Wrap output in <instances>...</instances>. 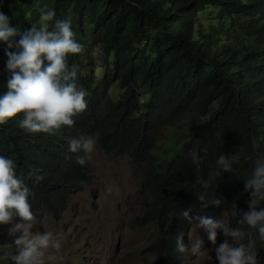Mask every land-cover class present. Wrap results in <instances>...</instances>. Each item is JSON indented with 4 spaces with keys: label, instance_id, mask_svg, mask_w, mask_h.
<instances>
[{
    "label": "trees",
    "instance_id": "1",
    "mask_svg": "<svg viewBox=\"0 0 264 264\" xmlns=\"http://www.w3.org/2000/svg\"><path fill=\"white\" fill-rule=\"evenodd\" d=\"M41 5L71 20L82 49L68 64L87 95L71 127L26 133L19 113L0 123V155L30 188L32 211L45 185L54 204L64 183L87 177V166L76 163L83 152L68 150L80 132L143 164L148 206L164 222L173 215L163 233L170 252L182 211L215 218L237 206L238 218L248 209L240 181L264 160V0H2L0 11L23 29L37 22ZM3 48L0 93L8 75ZM220 152L236 154L230 172L216 165ZM199 196L220 204L201 207ZM0 264H13L1 245Z\"/></svg>",
    "mask_w": 264,
    "mask_h": 264
},
{
    "label": "clouds",
    "instance_id": "2",
    "mask_svg": "<svg viewBox=\"0 0 264 264\" xmlns=\"http://www.w3.org/2000/svg\"><path fill=\"white\" fill-rule=\"evenodd\" d=\"M37 11V22L23 29L10 24V17L0 11V43L4 45L5 69L8 73L6 91L0 93V123L19 113L16 124L24 132L52 133L62 126L71 127L74 124L73 117L86 108V90L77 85L76 66H69L67 59L70 54L79 53L82 45L75 38L69 18L57 17L55 9L47 5L39 6ZM76 116L78 118L81 115ZM162 132L159 133L158 142ZM77 135L68 140V150L73 153L82 151L86 156L93 150L94 139ZM85 156H77L76 163L84 165ZM236 160L235 153L220 152L215 163L222 171L230 172ZM14 169V161L6 155H0V226L7 225L3 230L12 239V246L7 241L8 252L0 240L7 258L13 264H93L98 254L91 242L87 241L90 234L85 229L88 227L86 222L100 221L101 224L100 209L88 197V206H75V211L67 202L72 193L81 189L86 177L79 179L75 187L74 184L64 183L66 193L53 199L56 200L54 204L50 200L52 188L45 185L39 198L41 206L35 212L29 203L31 190L15 174ZM240 182L250 197L246 201L248 209L240 211L238 218H235L234 212L227 223L220 216L228 209L215 218L211 215H195L189 210L182 211L180 215L186 219L184 224L180 217L174 218L177 232L172 252L163 233L172 223L173 215L164 222L154 206H147L145 217L152 221V227L148 238L134 251L142 255L137 258V262L151 264L148 252L153 247L158 256L153 264H179L185 261L187 250L185 239L182 238L183 228L195 221V228H203L208 241L214 246L212 250L218 264H264V247L261 245L264 242V206H259L264 201V160L256 159L250 175ZM141 185L150 191L144 182ZM91 194L94 195V191ZM149 195L151 201L152 193L149 192ZM199 199L204 208L209 204H220L219 198L209 201L199 196ZM88 211L90 216H84ZM37 220L39 229L33 231V223ZM231 220H235V223ZM218 229L225 238L217 244ZM156 231L158 239L152 247L150 240ZM110 245L115 255L114 264H118L121 248L115 249L116 243ZM48 249L52 250L50 258L45 255ZM187 249L193 255L207 250L209 255V249L204 247L200 237L190 241Z\"/></svg>",
    "mask_w": 264,
    "mask_h": 264
},
{
    "label": "rangeland",
    "instance_id": "3",
    "mask_svg": "<svg viewBox=\"0 0 264 264\" xmlns=\"http://www.w3.org/2000/svg\"><path fill=\"white\" fill-rule=\"evenodd\" d=\"M98 60L97 62H100ZM166 128L160 135L163 136L168 132ZM91 136L94 139V147L91 152L85 156V164L87 165L88 177L82 181L81 189L72 193L68 198V206L75 211L76 207L88 206L87 197L100 209V221L93 223L86 222L88 227L85 229L88 234V242H91L97 251L98 256L93 261V264H114L115 255L110 244H115V249L121 248L118 264H142L137 262L141 254H136L134 251L140 246L141 242L149 236L152 227V221L145 217V212L150 201L149 192L141 185L144 166L142 163L133 160L125 153L117 155L111 150H106L98 141L97 134L79 133V136ZM94 191V195L91 194ZM236 204V201H233ZM237 206L226 210L221 218L227 223ZM88 211L84 216H90ZM195 221H192L188 227L183 228L185 239L186 260L179 264H218L215 259L214 248L211 242L208 241L203 228L196 229ZM100 224L99 226H97ZM96 226V227H95ZM7 225L0 226V240L4 242V249L7 248V241L12 246V239L6 235L3 228ZM38 220L33 223V231H38ZM217 244L225 237L221 230H217ZM201 238L204 242V247L209 249L199 255H193L187 249L190 247V241ZM158 239V231L154 233L152 247ZM182 239V241H183ZM51 249L45 252L47 258L51 256ZM117 255V251H116ZM157 252L151 249L148 252V258L153 264L157 259Z\"/></svg>",
    "mask_w": 264,
    "mask_h": 264
}]
</instances>
